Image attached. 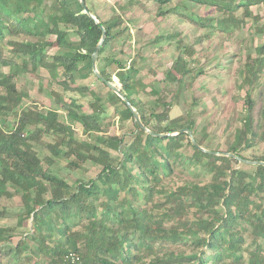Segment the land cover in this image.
<instances>
[{
  "label": "trees",
  "instance_id": "1",
  "mask_svg": "<svg viewBox=\"0 0 264 264\" xmlns=\"http://www.w3.org/2000/svg\"><path fill=\"white\" fill-rule=\"evenodd\" d=\"M84 1L104 29L81 0H0V200L19 197L23 207L16 227L32 222V228L16 243L12 242L15 228L0 225V260L11 254L12 264H264V164H254L255 170L249 172L239 168L240 161L233 156L209 153L194 145L187 132L174 134L191 129L197 143L206 148L207 129L201 137L197 135L192 110L183 121L174 123L173 102L166 90L150 87L139 66L131 63L127 68L114 51H108L113 41L132 38L125 16L135 0L118 3L107 20L100 18L90 0ZM154 1L158 17L185 16L207 28L206 37L216 30L230 37L250 17L264 33L263 17L250 11L259 0H179L169 9L164 5L173 0ZM195 6L214 7L222 17L202 15ZM240 8L241 15L237 13ZM42 13L43 17H36ZM104 30L99 71L130 100L144 125L156 135L135 121L131 106L94 73L92 57ZM179 36L180 32H171L154 39L176 40V56L163 70V81L176 85L174 97L191 88L205 70L195 46ZM40 68L64 90L92 95L93 112H85L78 98L64 100L57 92L65 120L59 110L41 108L38 100L23 107L29 92L20 80ZM242 74L248 88L243 125L226 151H213L264 161L262 154H244L254 144L264 143V87L261 90L259 84L264 76V43L256 47L255 55H247ZM91 75L108 88L104 103L98 90L85 82ZM254 89L255 96L250 91ZM118 103L117 113L134 122L132 140L97 137L123 145L120 157L70 133L77 123L85 133H101L99 116ZM9 115L16 118L13 124L8 123ZM45 136L54 141H46ZM185 145L191 153L182 151ZM38 147L46 148L48 155L42 158ZM62 159H69L67 166L74 170L89 160L101 170L94 178H77L73 186L54 167ZM185 174L209 175L210 179L201 183L185 178L182 185L164 193L163 201L155 200L157 192H164L159 190L161 183ZM9 216L8 207L0 208V218ZM249 227L254 229V239L245 247ZM156 245L162 249L145 261L155 253Z\"/></svg>",
  "mask_w": 264,
  "mask_h": 264
},
{
  "label": "rangeland",
  "instance_id": "2",
  "mask_svg": "<svg viewBox=\"0 0 264 264\" xmlns=\"http://www.w3.org/2000/svg\"><path fill=\"white\" fill-rule=\"evenodd\" d=\"M128 1L90 0L89 2L100 18L107 20L114 15V10L118 3L127 5ZM179 2V0L170 1L164 5V8H173ZM195 9L203 15L217 16L218 18L222 15L214 7L202 9L195 6ZM259 9L264 12V5ZM156 10L157 4L154 0H135L129 4L125 19L126 25L129 28L128 33L131 34L132 38L113 41L108 51H114L117 54L116 57L127 65V68L131 63L139 66L140 75L150 87L155 86L160 91L166 90V94H168L169 99L173 102L171 119L174 123L183 121L187 117V113L192 110L194 112L193 117L197 119V135L201 137L204 128L207 129L206 148L211 150L218 148L221 151H226L233 139V134L243 125L245 119L243 104L248 88L242 83L244 63L247 55H255L257 45L264 43L263 32L259 30L258 24L252 17L247 20V23L242 28L235 29L234 34L230 37H227L225 32L219 30L206 37L208 29L196 26L187 17L176 13H169L163 17H158ZM191 10L189 8V11ZM43 16V13L36 15L37 18ZM171 32H180L179 39H182L185 43L195 45L197 50L196 57L203 63L205 69V72L196 78L191 88H185L176 97H174L176 85L163 81V70L172 64L173 58L176 56V40L163 39L159 42H154L155 37H158L160 34L166 35ZM200 36H204L203 40L198 43L195 42ZM52 38L54 39L55 37L52 36ZM97 65L98 69L102 67L101 62H98ZM5 70L7 71L8 68L6 67ZM114 79L118 82L117 77H114ZM85 82L98 90L101 97H103L102 103H104V99L108 95L106 85L102 81L95 79L93 75L86 79ZM20 83L29 92V97L25 98L22 105L25 108L33 100H38V105L41 108L53 107L61 112V118L65 120L66 117L61 108V103L56 100L55 93L57 92L62 95L64 100H69L71 97L78 98L80 103L83 104L85 112L92 113L94 110L90 105V101L94 100L92 95L64 90L62 85L52 81L49 73L44 68H40L35 73H29L25 78L20 80ZM259 84L262 90L264 87V76L261 77ZM257 89L250 90L253 96L257 94ZM116 106H121V104L118 103L117 105L105 108L106 110L99 116L102 126L101 133H85L82 125L79 123L73 126V130H70V133L76 132L78 137L86 143L100 144L107 148L111 155L120 157L123 145H119L118 141L113 144L106 143L104 138L98 140L97 137V135H106L116 136L118 139L124 138L125 142L132 140L135 131L134 122L132 119H123L115 110ZM15 119L13 115H9L8 123L13 124ZM44 139L49 142L54 141L51 136H45ZM38 149L42 158L49 153L46 148L38 147ZM182 151L191 153L192 149L189 145H185ZM253 153L264 155V143L254 144L251 148L244 151V154L248 156H251ZM68 162L69 159L59 160L54 167L73 186L76 185L75 181L77 178L82 177L88 180L96 177L101 170V166L91 160L87 161L77 170L69 168L67 166ZM237 166L249 172L255 170L253 164L239 162ZM185 175L170 177L161 183L159 190H163L164 192H157L155 200L163 201L165 198L164 193L182 185L185 178H190L201 183H205L210 179L209 175H201L200 177H195L194 174ZM3 206L8 207L10 216L0 218V225L15 228L12 242L16 243L22 237V233L28 232L32 228V222L31 220H27L23 226L16 227L18 221L17 214L23 207L19 197L0 200V208ZM80 228L82 227H77V229ZM253 239L254 229L249 227L246 233L245 247L251 245ZM161 249V246L156 245L155 253L152 252L145 261L154 258L155 254L159 253ZM24 254H29V251ZM244 254L247 258L246 250ZM12 263L14 261H12L11 254L1 256L0 264ZM210 264L214 263L210 262Z\"/></svg>",
  "mask_w": 264,
  "mask_h": 264
},
{
  "label": "water",
  "instance_id": "3",
  "mask_svg": "<svg viewBox=\"0 0 264 264\" xmlns=\"http://www.w3.org/2000/svg\"><path fill=\"white\" fill-rule=\"evenodd\" d=\"M83 5L85 6L86 8V11L89 12V14L96 20L97 23L100 24V26L102 27V29H104L103 25L101 24V22L99 21V19L93 15L89 9H88V6L86 5L85 1L84 0H81ZM105 40V30H104V34H103V37L101 39V41L99 42V44L97 45L94 53H93V57H92V62H93V70H94V73L103 81V82H106L117 94H119L125 101L128 105L131 106V109L133 111V114H134V117H135V121H137L143 128H145L147 131H149L150 133L152 134H157L156 132L154 131H151L149 130V128L147 126L144 125V123L142 122V119H141V116L137 110V108L135 106H132L130 100L124 95L121 93L120 89L112 82L110 81H107L106 78L100 73L99 69H98V57H99V52H100V48L103 44ZM182 132H187L192 140V142L194 143V145L196 146H199L202 150L206 151V152H209V153H214V154H222V155H229V156H233L235 158H237L240 162H243V163H248V164H264V161H253V160H249V159H245L239 155H236L234 153H231V152H217V151H213V150H210V149H207L203 146H200L196 139H195V136H194V133L191 129H181L179 130L178 132L174 133V134H177V133H182Z\"/></svg>",
  "mask_w": 264,
  "mask_h": 264
},
{
  "label": "crops",
  "instance_id": "4",
  "mask_svg": "<svg viewBox=\"0 0 264 264\" xmlns=\"http://www.w3.org/2000/svg\"><path fill=\"white\" fill-rule=\"evenodd\" d=\"M262 5H264V0H259V1H257V2H255L253 5H251L250 6V11L251 12H253V14L254 15H259V16H262L263 17V19L261 20L262 21V24L264 23V12H262L259 8L262 6ZM200 6H198V8H199ZM241 10V12L239 13V11ZM242 8H240L238 11H237V13L239 14V15H241L242 14ZM220 13V12H219ZM201 14V13H200ZM203 15V14H202ZM205 15V14H204ZM217 17V16H216ZM221 17H222V15H221ZM220 17V18H221ZM250 18H252V17H250ZM249 19V18H248ZM247 19V20H248ZM263 35H264V33H263ZM196 42V41H195ZM188 45H194V44H189V43H187ZM262 45V44H261ZM195 46V45H194ZM257 46H259V45H257ZM196 49V48H195ZM197 51V50H196ZM197 56V55H196ZM205 72V71H204ZM201 75V74H200Z\"/></svg>",
  "mask_w": 264,
  "mask_h": 264
},
{
  "label": "built area",
  "instance_id": "5",
  "mask_svg": "<svg viewBox=\"0 0 264 264\" xmlns=\"http://www.w3.org/2000/svg\"><path fill=\"white\" fill-rule=\"evenodd\" d=\"M263 28H264V23H263ZM73 260H78V257H76L75 255L72 256Z\"/></svg>",
  "mask_w": 264,
  "mask_h": 264
}]
</instances>
